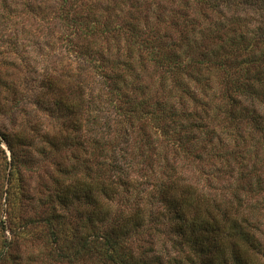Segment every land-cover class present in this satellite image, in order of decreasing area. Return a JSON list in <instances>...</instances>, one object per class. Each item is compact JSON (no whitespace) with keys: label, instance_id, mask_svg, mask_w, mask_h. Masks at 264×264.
Masks as SVG:
<instances>
[{"label":"rangeland","instance_id":"1","mask_svg":"<svg viewBox=\"0 0 264 264\" xmlns=\"http://www.w3.org/2000/svg\"><path fill=\"white\" fill-rule=\"evenodd\" d=\"M58 4L0 0V264H105L93 253L63 260L69 249L53 245L39 223L58 214L56 196L68 182L65 172H78L77 165L90 157L102 121L126 111H136L134 127L126 119L116 129L109 127L105 150L116 159L117 169L107 167L99 181L111 189V218L137 209L144 214L141 233L122 245L148 262L153 253L167 260L168 254H177L182 264H190L183 254L187 249H175L177 236L158 203V192L172 180L196 187L205 197L200 203L216 216L230 209L245 216L264 252V125L253 115L264 109V83L253 85L256 66H249L247 77L240 73L249 57L234 60L253 45L241 34L247 40L264 37V0H70L63 13ZM66 9L83 16L88 28L98 25V32L86 37L69 30L63 19L74 14ZM104 22L121 34L102 38ZM205 38L211 39L208 45L222 47L219 55L232 62L222 69L215 60L204 62L209 57L208 47H201ZM263 48L264 42L256 46V55ZM174 57L189 65V74L168 71L177 62ZM63 97L88 109L79 114L83 130L72 146L63 144L61 126L73 127L78 114L71 107L70 112L56 111ZM157 100L183 109L184 126L172 125L163 134V116L155 107L153 122L139 118L141 108ZM189 113L195 122L201 120L200 128L187 121ZM147 125L152 127L147 131L154 140L152 151L140 134ZM18 131L28 146L16 148L21 166L10 184L11 153L5 140L16 147ZM65 211L66 229H89L79 205ZM73 236L71 232L69 241Z\"/></svg>","mask_w":264,"mask_h":264},{"label":"trees","instance_id":"2","mask_svg":"<svg viewBox=\"0 0 264 264\" xmlns=\"http://www.w3.org/2000/svg\"><path fill=\"white\" fill-rule=\"evenodd\" d=\"M69 1L70 0H57L59 3L57 6L60 8L61 13H63L62 9H65V6L69 7ZM66 10L64 13L68 11ZM68 12L74 14L73 16L71 15V17L69 16L70 13L69 15H66V20L68 22L63 19L69 30H73V32L78 33V35L81 33L86 37L92 36V32L94 31L98 32L96 30L99 27L98 25H96L94 29L92 27L88 28V26L85 25L84 19H81L83 16L73 13V11ZM102 25L103 27H100L99 29L102 34L101 37L103 36L102 38H106L111 34H121L120 30H117V27L113 26L111 23L108 25L107 22H104ZM129 25L134 29L138 27L134 23H129ZM247 38L249 37L241 34V40L244 42L251 41L249 44L253 43L251 49L249 51L237 53L234 60L238 56L249 57L251 60L248 62V66L242 68L240 73L247 77L250 74L249 66H256L257 70L255 74H257V79L255 78L253 85L254 87L256 85L261 86V84L264 83V48L261 49L263 55L261 54L260 56L256 55L255 48L256 46L258 48L259 44L264 42V37H260L259 39L255 37L254 40H247ZM210 41L211 39H206V41L202 42L201 47H208L207 53H209V57L205 55L207 59L205 58L204 62L207 61L212 63L215 60L214 63L216 65L219 64V67L222 69L228 62H232L228 60L233 59L227 58L226 55L221 57L219 51L222 47H216V44L213 43L208 45ZM215 47L217 49H214ZM201 56L202 54L200 53L199 57ZM177 58L178 57L173 58L174 61L176 60L177 62H173V65L171 66L172 69L168 71L178 73L179 77L182 74H189V70H187L189 65L187 63L183 64L182 61H178ZM198 70H200V68H198ZM118 89L119 88L116 90L118 91ZM235 89L240 90L237 87ZM251 91H254V89ZM99 95L101 94H98L96 99H101ZM63 98L64 100H62V102L64 103L58 105L56 111L59 109L69 111L71 107L74 108L72 112H77L76 115L78 114L73 127H70V125L68 127L61 126L62 129H65L64 132L66 133L64 135L63 144L68 143L72 146L73 144H78L80 142L78 134L83 130V123L81 122V115L79 114L84 112V115L85 112H88V109L85 108L83 104H79V102L77 104L74 102L71 97ZM93 98L94 97H92V99ZM65 99H67V102ZM96 99L94 98V101H91L94 106L96 104ZM152 107H155L163 116L161 119L164 121V126L162 125L161 127V129L164 130L163 134L168 135L169 128L172 127V125L177 126V124L180 123L179 125L181 127L184 126L181 123V118L185 115V113L183 114V109L179 111L174 104L169 105L168 102L161 104L159 103V100L151 105L146 104L141 108L143 112L141 111L139 118H145L143 121L153 122L154 119L152 117L154 115ZM258 109L253 110V115L255 118L257 117V122L264 125V109L262 108L260 111ZM135 112L136 111H126L124 116L119 113H114L111 119L107 118L108 120L102 121V125L99 126V130L96 131L97 135L92 140L94 147L90 157L82 162V164L77 165L79 168L78 172L74 168L69 172H65L67 175L65 181L68 182L65 183L61 188L60 193L56 196V205L59 208L58 214L43 219L44 221H40L39 223L41 227L47 229L48 236L53 245H58L62 250L69 249L68 252L61 255L63 260L72 262L73 260L81 259L86 253H93L97 257L98 262L105 264H182L183 260L179 259L177 254L175 257H171V255L168 254L167 260L163 257L165 255L157 256L151 252L153 253L151 256L154 259L153 262H148L143 257H139L137 254L135 255L134 251L127 250V248L124 247L125 245L122 244L126 243L128 237H132L136 233H141L140 229L144 223V214L141 209H137L131 214L120 215L119 218H111L109 215L112 210L111 189H107L106 186H100L99 184V181H101L107 170H109L107 167L117 169L116 159L108 155L105 150L107 140L109 139V133L107 131H109V127L113 129V126L116 129L119 126V121L124 119L127 120L130 127L132 125L134 127L136 121ZM151 115L153 116L151 117ZM89 116L91 117L90 114ZM121 116H123L122 119ZM186 118L192 125H196L197 128L201 127L198 126L201 124V120H199V123L195 122V118L191 117V113H189V116ZM92 120L94 121L92 124L97 122V119L94 120V118H92ZM63 123H67V121H63ZM113 123L115 124L113 125ZM92 124L90 126H92ZM51 127H54V125H51L50 128ZM151 128L152 127L147 125L140 129V134L143 136L142 139H144V145L145 147L148 146L150 151L155 147L154 140L147 132L148 130H151ZM209 130V128H206L205 132H208ZM211 130L213 136L217 135L216 131H213L214 129ZM16 136L18 143L16 147L11 146L5 140L11 153L8 176L10 184L15 174H19V168L21 166L19 160L16 159V148L21 145L24 147L28 146L23 131H18ZM160 136L163 137L161 133ZM218 141L220 142L221 140ZM45 144L47 143L45 142ZM55 149H57V146ZM175 182L176 181L171 180L165 188L164 186L162 187L163 189L158 192V203L164 210V214H162V216L165 217L164 220L170 223L171 231L177 236V244L175 242L174 247L176 249L179 246L180 252L184 248L187 249L183 254L188 263L264 264L263 249L260 245L259 239L250 232V223L245 216L242 218L236 209H234V212H232L231 209L228 211L225 210L226 212L224 211L222 215L216 216L215 213L213 214V211H208L206 206L204 207V204L200 203L204 195L198 194V189L196 187L187 183L176 185ZM172 189H174L175 192H173ZM7 203L8 206H11V201H9V199ZM74 205H79L80 212L87 214L89 229H87L88 226L85 227L83 233L78 230L79 225L72 226V229L70 230L65 228V220H63L66 218L67 214L65 208ZM234 214L236 215L234 216ZM40 219L42 220L41 217H39L38 220ZM82 224L84 223L82 222ZM97 225L102 227L100 228L101 232L99 233L94 231L96 227L99 228ZM71 232L74 236L73 240L69 241V235ZM149 240L151 241L150 238Z\"/></svg>","mask_w":264,"mask_h":264}]
</instances>
